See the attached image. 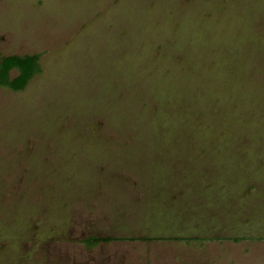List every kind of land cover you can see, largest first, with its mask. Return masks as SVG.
<instances>
[{
    "label": "rangeland",
    "instance_id": "obj_1",
    "mask_svg": "<svg viewBox=\"0 0 264 264\" xmlns=\"http://www.w3.org/2000/svg\"><path fill=\"white\" fill-rule=\"evenodd\" d=\"M36 54L0 264H264V0H0V59Z\"/></svg>",
    "mask_w": 264,
    "mask_h": 264
},
{
    "label": "trees",
    "instance_id": "obj_2",
    "mask_svg": "<svg viewBox=\"0 0 264 264\" xmlns=\"http://www.w3.org/2000/svg\"><path fill=\"white\" fill-rule=\"evenodd\" d=\"M12 72L16 76L12 77ZM41 73L40 55L6 56L0 59V87L13 92H23L29 82ZM113 241L109 238L89 237L84 243L87 246H95L99 243Z\"/></svg>",
    "mask_w": 264,
    "mask_h": 264
}]
</instances>
